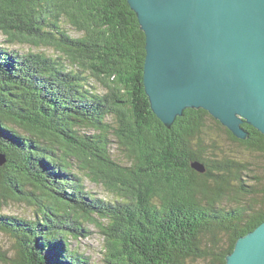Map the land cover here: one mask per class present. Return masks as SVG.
Segmentation results:
<instances>
[{"label":"trees","instance_id":"1","mask_svg":"<svg viewBox=\"0 0 264 264\" xmlns=\"http://www.w3.org/2000/svg\"><path fill=\"white\" fill-rule=\"evenodd\" d=\"M0 31L54 50L0 46V264H91L72 245L90 226L104 264H226L264 222V135L244 124L239 140L203 109L167 128L146 95V36L128 0H0ZM214 131L245 157L207 149ZM24 204L30 218L11 211Z\"/></svg>","mask_w":264,"mask_h":264},{"label":"water","instance_id":"2","mask_svg":"<svg viewBox=\"0 0 264 264\" xmlns=\"http://www.w3.org/2000/svg\"><path fill=\"white\" fill-rule=\"evenodd\" d=\"M128 4L146 36V95L167 128L187 109H203L239 140L249 137L244 124L264 135V0ZM6 163L0 153V168ZM226 264H264V222L237 241Z\"/></svg>","mask_w":264,"mask_h":264},{"label":"rangeland","instance_id":"3","mask_svg":"<svg viewBox=\"0 0 264 264\" xmlns=\"http://www.w3.org/2000/svg\"><path fill=\"white\" fill-rule=\"evenodd\" d=\"M74 36H78L77 32L74 30H70ZM0 46L4 48H8L12 51H19L20 53H28L29 51L39 52V53H46L48 55H54V50L50 47H35L29 44L22 45V44H15L9 45L7 42V37L3 35L0 31ZM213 130H215L212 127ZM213 141L211 144H208L206 147L207 149L212 148L213 146H218L219 148L223 149L226 153L235 154L237 157L244 158L245 156H241V148L234 144L230 139L225 137L224 135L217 134L215 131L213 132ZM113 155L116 157L117 161L122 165H129L132 161V158L129 156V151L125 147H121L118 144H113ZM86 187L96 192L100 197L105 194V191L102 187L97 186L94 183H91L88 178H85ZM12 212L21 216V217H28L30 218L33 216L32 208L27 205H11ZM7 213V211H4ZM90 231H92V235L88 238H82L79 242L72 241V245L76 246L83 252L86 256L91 258V264H104V254L102 252V245L104 243V239L100 231L95 228L94 226L89 227ZM0 246H4L5 248L10 246V240L0 233ZM191 264H200V263H191Z\"/></svg>","mask_w":264,"mask_h":264}]
</instances>
